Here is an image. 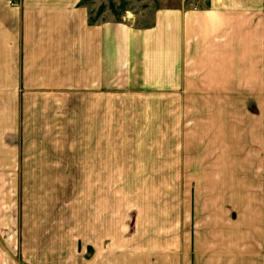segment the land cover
<instances>
[{"label": "crops", "instance_id": "0c3cea01", "mask_svg": "<svg viewBox=\"0 0 264 264\" xmlns=\"http://www.w3.org/2000/svg\"><path fill=\"white\" fill-rule=\"evenodd\" d=\"M260 2L183 5L144 28L92 20L88 0H0V264H57L62 250L32 210L38 190L70 171V141L86 125L117 124L119 95L151 92L168 108L205 109L213 117L197 123L221 127L199 130L188 159L164 166L148 196L123 213L110 202L80 225L76 264H264V151L230 143L243 126L231 93L261 74L260 58H246Z\"/></svg>", "mask_w": 264, "mask_h": 264}, {"label": "rangeland", "instance_id": "374dc122", "mask_svg": "<svg viewBox=\"0 0 264 264\" xmlns=\"http://www.w3.org/2000/svg\"><path fill=\"white\" fill-rule=\"evenodd\" d=\"M208 2L88 0V5L92 20L133 22L145 28L152 25L158 11L183 5L198 9ZM260 4V23L256 21L254 34L256 46L253 48L249 44L254 36L247 32L246 58H260L261 74H257L256 78L247 76L245 92H239L237 96L231 93V99L234 96L242 100L240 116L243 126H238L240 133L230 143L233 148L239 149L245 145L252 147L253 144V148L264 151V0ZM246 17L251 21V27L246 30L253 33L254 16L247 14ZM160 96L153 92L145 94L141 99L119 95L117 124L86 125L85 138L70 141V171L50 174L46 180L48 188L38 190V202L32 205V210L38 214L37 225L40 227L43 224V229L52 230L54 244L62 250L61 253H54L55 263L65 264L67 257H71L76 264V236L80 225L84 227L92 224V218L102 208L106 210L110 202L111 208L117 202L118 212L123 213L127 203L133 204L148 196L152 189L158 188V181L166 180H160V176L167 175L161 173L164 166L173 165L180 158L183 163L188 159L182 154L196 147L199 130L206 129L209 132V129H220L221 125L197 123L202 122L206 116L213 117L211 113L205 116V109L168 108V103L161 101ZM42 144L46 148V142ZM61 145L62 150L66 151V142H61ZM212 145L217 143L209 142L206 147ZM106 201L108 203L105 204ZM28 223L34 225L33 222ZM69 238L72 242H65ZM87 245H91V239ZM14 258L19 261L18 254Z\"/></svg>", "mask_w": 264, "mask_h": 264}, {"label": "built area", "instance_id": "2783aa9c", "mask_svg": "<svg viewBox=\"0 0 264 264\" xmlns=\"http://www.w3.org/2000/svg\"><path fill=\"white\" fill-rule=\"evenodd\" d=\"M22 0H10V3L13 5V6H17L20 4Z\"/></svg>", "mask_w": 264, "mask_h": 264}]
</instances>
